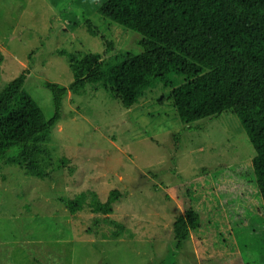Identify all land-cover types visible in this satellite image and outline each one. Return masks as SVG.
Wrapping results in <instances>:
<instances>
[{
    "label": "rangeland",
    "instance_id": "374dc122",
    "mask_svg": "<svg viewBox=\"0 0 264 264\" xmlns=\"http://www.w3.org/2000/svg\"><path fill=\"white\" fill-rule=\"evenodd\" d=\"M56 2L0 0L1 81L5 84L28 70L26 88L47 118L55 106L43 82L68 85L73 80L68 57L57 50L103 51L100 38L87 33L82 19L85 13L102 25L97 14L101 0H65L63 6ZM122 27L116 32L112 25L107 31L117 48L141 51V34ZM163 93L160 88L148 90L138 104L126 108L103 89L84 95L68 92L48 143L54 161L68 159L64 166L52 171V179L25 175L17 166H6L0 174V219H10L0 221V264H157L167 254V264L175 257L176 264H264L261 221L246 225L241 217V229L225 210L222 217L220 209L205 213L201 231L179 254L169 253L175 209H183L176 198L180 188L190 190L197 210L224 204L221 186H235L230 181L234 172L239 181L244 179V166L255 149L231 111L184 123L163 101ZM115 188L121 199L114 214L104 219L87 210L71 214L59 200L91 190L105 201ZM24 209L46 222L28 223L21 215L29 214ZM240 211L229 206V213ZM95 216L103 223L122 222L123 228L114 236L89 233V227L96 228ZM81 227L85 236H78ZM107 227L112 231L110 224L101 230L109 231ZM203 239L210 247L206 254L200 247Z\"/></svg>",
    "mask_w": 264,
    "mask_h": 264
},
{
    "label": "trees",
    "instance_id": "16d2710c",
    "mask_svg": "<svg viewBox=\"0 0 264 264\" xmlns=\"http://www.w3.org/2000/svg\"><path fill=\"white\" fill-rule=\"evenodd\" d=\"M57 1L62 6L65 3ZM100 3L97 14L103 26L85 13L82 19L87 33L100 38L103 51L57 50L68 57L73 80L68 85L43 82L53 96L55 110L51 117H46L26 88L28 70L3 84L0 68V174L6 166H17L25 175L44 180L52 179V171L64 166L68 159L54 161L48 143L60 121L68 92L84 95L89 90L103 89L129 108L138 104L148 90L160 88L164 92L163 101L175 109L184 123L231 111L255 149V155L244 166V179L239 181L234 172L230 181L236 182L235 186H221L219 194L224 204L219 202L207 212L197 210L190 199V190L181 192L180 188L176 198L183 209L180 208L182 212L175 209L169 253L179 254L191 236L201 231L205 213L213 209H220L222 217L227 212L241 229L245 228L241 217L246 225L260 220L259 227L264 228V0H101ZM60 14L64 16L63 9ZM112 25L116 32L123 26L140 33L137 43L141 51L118 49L116 40L107 33ZM228 177L225 179L229 180ZM121 196L115 188L102 201L96 191L81 190L73 197L59 200L71 214L87 210L104 219L114 214V205ZM166 198L171 199L168 195ZM233 205L241 211L229 213V206ZM244 207L251 210L245 212ZM21 215L28 223L46 222L33 211ZM8 221L7 218L3 222ZM93 221L96 228L89 227V233L94 230L95 235L111 232L114 236L123 228L122 222L114 219L103 223L95 216ZM102 223L112 225V231L109 227V231H102ZM77 230L78 236L87 232L82 227ZM225 239L228 238L220 241ZM200 247L202 254L203 250L205 254L210 250L204 239ZM168 257L167 254L157 264H167ZM171 264H176V257Z\"/></svg>",
    "mask_w": 264,
    "mask_h": 264
}]
</instances>
